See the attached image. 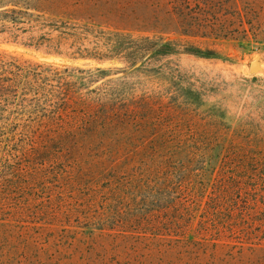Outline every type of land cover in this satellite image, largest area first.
I'll return each instance as SVG.
<instances>
[{
    "label": "trees",
    "instance_id": "obj_1",
    "mask_svg": "<svg viewBox=\"0 0 264 264\" xmlns=\"http://www.w3.org/2000/svg\"><path fill=\"white\" fill-rule=\"evenodd\" d=\"M207 1L0 0V33L28 35L29 46L50 54L126 65L115 72L59 68L0 55V124L15 122L27 133L33 146L28 164L56 148L69 157L71 168L84 160L85 171L104 177L108 207L102 232H118L125 240L130 239L127 233L174 237L157 245L186 249L197 257L209 250L213 257L214 249H221V257L233 260L244 248L236 251L242 246L231 243L244 244L239 240H246L244 228L252 226L253 215H244L234 196L209 200L197 222L202 237L193 240L188 236L196 215L189 213L183 193L197 153L221 142L216 131L194 124L198 112L205 124L209 117L226 129L234 117L193 86L175 84L165 103L160 92L143 93L124 77L114 78L141 73L147 61L178 54L179 41L159 36L235 38L233 22L205 21L209 11L212 16L217 10ZM229 16L244 18L241 13ZM132 32L148 36L133 38ZM66 49L73 52L64 53ZM186 51L221 58L209 49L188 46ZM205 156L207 163L214 159ZM132 249L138 252L137 246ZM178 255L182 260L183 254Z\"/></svg>",
    "mask_w": 264,
    "mask_h": 264
},
{
    "label": "rangeland",
    "instance_id": "obj_2",
    "mask_svg": "<svg viewBox=\"0 0 264 264\" xmlns=\"http://www.w3.org/2000/svg\"><path fill=\"white\" fill-rule=\"evenodd\" d=\"M207 3L217 10H212V16L209 11L205 21L233 22L237 26L235 38L159 36L157 39L179 41L178 54L147 61L141 73L118 74L114 78L124 77L131 87L137 86L143 93L160 92L165 103L174 95L175 84L193 86L209 102L222 106L234 117L226 129L209 117L205 124V117L198 112L194 124L216 131L221 142L211 150L197 153L188 170L190 186L183 195L192 202L187 203L189 213L196 215L188 236L193 240L202 237L197 222L209 200L234 196L241 202L243 214L254 218L252 226L244 228L246 240H239L244 244L231 243L242 246L236 251L244 248L242 255L224 259V252L214 249L216 256L212 257L209 250L200 251L197 257L186 249L167 247L162 242L157 245L158 241H175L174 237L152 239L149 234L141 237L127 233L130 239L125 240L118 232H102L103 213L108 207L104 177L95 178L85 171L84 160L71 168L69 157L56 148L42 152L39 160L28 164L32 143L18 123L9 122L0 124V264H264V0ZM246 9L251 11L245 17ZM238 13L244 18L229 16ZM241 23L245 27L239 26ZM142 35L148 36L131 33L133 38ZM29 43L28 35L0 33V55L59 68L115 72L126 67L119 60L50 54ZM188 46L213 50L221 58L195 56L186 51ZM257 57L260 68L250 73V63ZM205 155L214 157L212 162L207 163ZM147 244L150 247L145 248ZM136 246L137 253L132 249ZM179 253L183 254L182 260Z\"/></svg>",
    "mask_w": 264,
    "mask_h": 264
},
{
    "label": "water",
    "instance_id": "obj_3",
    "mask_svg": "<svg viewBox=\"0 0 264 264\" xmlns=\"http://www.w3.org/2000/svg\"><path fill=\"white\" fill-rule=\"evenodd\" d=\"M258 60L259 58L257 57L254 61L250 63V73H254L259 70L260 63H258Z\"/></svg>",
    "mask_w": 264,
    "mask_h": 264
},
{
    "label": "bare ground",
    "instance_id": "obj_4",
    "mask_svg": "<svg viewBox=\"0 0 264 264\" xmlns=\"http://www.w3.org/2000/svg\"><path fill=\"white\" fill-rule=\"evenodd\" d=\"M260 68V67H259Z\"/></svg>",
    "mask_w": 264,
    "mask_h": 264
}]
</instances>
